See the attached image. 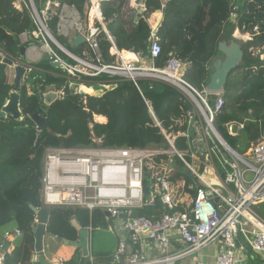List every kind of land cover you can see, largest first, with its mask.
Returning <instances> with one entry per match:
<instances>
[{
  "label": "trees",
  "instance_id": "16d2710c",
  "mask_svg": "<svg viewBox=\"0 0 264 264\" xmlns=\"http://www.w3.org/2000/svg\"><path fill=\"white\" fill-rule=\"evenodd\" d=\"M130 1L109 0L101 5L104 23L116 48L137 54L142 59L149 58L151 25L148 20L161 12L162 53L153 61L154 67L164 69L171 59H176L189 67L185 79L199 89L208 84L212 63L221 56L219 42L235 40L239 36L249 37L243 42L244 64L229 77L225 89L227 111L219 118L218 127L234 150L245 153L264 131V61L261 59L264 54V0H143L145 10L139 9L136 17L125 13ZM33 2L39 14L50 3L45 24L64 49L83 61L95 63V55L88 44L75 48L69 39L59 36L57 30L63 5L74 7L88 22L87 0ZM21 6L22 10H19L14 1L0 0V48L12 59L24 62L21 47L37 46L38 39L32 37L26 45L21 44L23 35H32L37 29L29 0L21 1ZM95 28L103 65H114L116 58L110 54L112 43L98 22ZM51 46L62 61L78 66L68 55ZM35 66L56 75L34 71L27 74L25 84L21 82V111L25 119L39 112L43 104L40 91L45 93L53 85L52 90H66L67 95L44 114L40 133L31 120L0 119V245L6 242L2 240L6 232H12V228L21 231V236L15 240L14 251L7 254L4 264H38L34 235L37 216L31 207H44L41 179L43 158L48 148H91L96 146L94 139L99 140L104 148H145L150 144L164 143L132 82L106 74L84 77L87 86L94 89L93 94L71 96L65 73L44 62ZM6 69L7 66L0 63V112L15 85L9 83ZM139 85L163 128L170 133L184 131L183 124L190 106L183 96L174 88L152 80L141 81ZM111 86L114 88L110 89ZM83 90L91 93L89 89ZM95 116H103L107 121L97 122ZM232 122L245 125L236 137L230 136L225 127ZM241 132L248 138L245 146L239 143ZM179 146L186 147L184 139H180ZM145 172L144 194L148 200L153 195L154 177L149 168ZM260 213L264 215V207ZM136 214L151 219L160 216V212L151 209ZM72 220L82 228L107 227V218L99 211L90 213L81 208H54L46 234L70 243L77 242L78 231ZM70 264H84V261L77 263L75 258Z\"/></svg>",
  "mask_w": 264,
  "mask_h": 264
},
{
  "label": "built area",
  "instance_id": "2783aa9c",
  "mask_svg": "<svg viewBox=\"0 0 264 264\" xmlns=\"http://www.w3.org/2000/svg\"><path fill=\"white\" fill-rule=\"evenodd\" d=\"M87 2L88 22L74 7L63 5L57 30L59 36L71 42L82 36L95 55V63L69 56L78 63V66H72L62 61L52 49L49 57L42 56L44 59L41 57L40 62L59 64L70 90L75 86L76 93L83 95L84 77L106 74L132 82L164 143L145 148H104L94 139L96 146L91 148H48L43 158L41 179L44 207L109 213L129 239L120 240L110 264H171L187 257L195 264H244L250 257H264V215L260 213L264 207V139L252 143L245 153L234 150L218 128L219 118L227 111L225 91L209 92L207 85L201 89L194 87L185 79L189 67L176 59H171L164 69L154 67L153 61L162 53L161 12L148 20L151 25L150 57L142 59L137 54L116 48L101 14L104 1ZM16 8L22 10L20 5ZM49 9L50 3H47L41 14L38 11L34 14L32 10L37 29L29 41L32 37L39 40L48 34L45 20ZM139 9L145 10L144 5L141 4ZM97 22L112 43L110 54L116 58L114 65H103L96 41ZM0 52L4 58H11ZM28 55L30 60L19 62L26 69L23 84L27 74L34 71L54 74L37 68L36 63L31 62L33 57ZM261 59L264 61V54ZM142 60L151 66L142 65ZM146 80L174 88L189 104L184 131L170 133L163 128L151 102L140 89L139 83ZM15 81L13 75L9 83L15 84ZM52 89L53 85L45 93L40 91L41 98L49 92L58 93L60 98L67 95L66 90ZM234 124L225 125L232 137H236L231 132ZM236 125L239 131L245 128L244 124ZM36 131L40 133L41 130L36 127ZM180 139L185 140V148L179 146ZM146 168L154 177L153 195L148 200L144 194ZM145 208L160 212V216L155 215L153 219L137 216L136 212ZM87 230L91 233L93 229ZM20 236L21 231L14 229L6 232L4 239L10 242ZM175 242L182 248L175 250L172 247ZM213 245L219 246L216 258L212 262L199 259L198 253ZM136 247L140 249L135 252ZM159 251L162 256L152 255ZM9 252L0 247V264H4Z\"/></svg>",
  "mask_w": 264,
  "mask_h": 264
},
{
  "label": "water",
  "instance_id": "95a60500",
  "mask_svg": "<svg viewBox=\"0 0 264 264\" xmlns=\"http://www.w3.org/2000/svg\"><path fill=\"white\" fill-rule=\"evenodd\" d=\"M12 1H14L15 3L19 2V0H12ZM29 3L32 10L34 11V14H36L37 10L33 0H29ZM47 36L61 52H63L64 54L70 57L74 56L62 47V45L57 41V39L51 34L49 30ZM84 43H85V39L82 36H77L73 40V46L75 48L83 45ZM218 51L221 54V56L213 61L211 66L212 69L209 77V82L206 86L207 91L209 92H224L231 73L237 70L238 68L242 67L244 64L243 44L239 40L235 39L230 41H226V40L220 41L218 45ZM25 55H26V48L21 47V56L24 57ZM0 63L13 68L16 76L14 89L10 91L8 100L0 112V119L11 118L17 122H22L24 120L26 121L31 120L37 126L41 127L44 123V118H43L44 114L47 113L49 109L52 107V105L60 99L59 94L56 92H49L44 94L43 104L41 105L39 112L34 116L25 119L21 111L22 96H21L20 84L23 80V77L26 75V69L25 67L20 65L18 61H15L10 58H4L2 55H0ZM45 64H51L52 66L57 68L60 67L59 64L54 65L51 62H45ZM27 87L29 88V85H27ZM113 88L114 86L110 87V89ZM76 91L77 88L75 86L71 87V91H70L71 96H74L76 94ZM231 132L235 136H238L240 132L239 127L236 124L232 125ZM263 136H264V132H263ZM31 208L37 216V227L35 229L34 235H35V251H36V255L39 256L38 263L51 264L44 255L45 252L44 237L47 232V228L49 226L52 210L48 207L37 209L32 206ZM107 216L110 217L111 215L107 213ZM72 225L79 233V240L78 242L69 243L65 241L64 243L66 245H71L72 247H76L77 249H80L82 256L85 260V264H89L92 260L90 255L91 233H89L87 229L82 228L77 223L76 220H72ZM9 247H10V243L7 242L3 247L4 251L7 252Z\"/></svg>",
  "mask_w": 264,
  "mask_h": 264
},
{
  "label": "crops",
  "instance_id": "0c3cea01",
  "mask_svg": "<svg viewBox=\"0 0 264 264\" xmlns=\"http://www.w3.org/2000/svg\"><path fill=\"white\" fill-rule=\"evenodd\" d=\"M103 1H109V0H103ZM142 1L143 0H131L130 5H129L130 9L128 8L126 10V12L125 11L124 12L126 14L128 13L129 16L134 17L135 14L138 12L140 5L142 4ZM17 5L21 6V2L19 1ZM21 8H22V6H21ZM90 23L92 25V22H90ZM122 52L128 53L125 50H122ZM128 54H130V53H128ZM25 58H27V57H25ZM27 59H25L26 60L25 62L28 61ZM141 64L146 65V66H151L150 63H146L145 60H142ZM49 72H51V71H49ZM6 75H7L8 80H10V78L13 75H15L14 69L7 66ZM84 87L86 89L91 90V93H87V94H90V95L93 94V92H94L93 88H90L89 86H87V84H85ZM96 118H101L100 119L101 121H97V122L104 123L107 121V119L104 118L103 116H95V119ZM145 209H149V208H145ZM96 211H99V212L105 214V216L107 218V227L89 226V227H92V229H93L91 232V239H90V255H91L92 260L89 264H110L112 261V255L114 254L120 240H122V239L129 240L128 235L122 231L120 226L115 225L111 216L108 217L106 212H103L101 210H96ZM140 211H142V210H140ZM89 227H87L85 229H88ZM11 230H14V228H12ZM78 237H79V233H78ZM17 238H19V237H16L12 241L9 242L10 243L9 254L14 251L15 240ZM2 240H4V238ZM64 242L65 241L57 239L55 236H52V235L48 236L47 234H45V237H44V247H45L44 255L48 259V261L51 264H70L72 262V260L76 258L77 263L79 261H84V264H85V260L82 256L81 250L77 249L76 247H72L71 245H66ZM6 243H7V241L4 242L2 245H0V247L1 246L4 247ZM150 247H152V246L150 245ZM172 247L175 250H178V249L182 248V245L180 243L175 242V243H173ZM134 249H135L134 251H136L140 248L136 247ZM172 251L173 250H171V252ZM218 252H219V246L213 245L211 247H208V248L200 251V253H198V257H199V259H201L203 261L212 262L216 258ZM152 255L162 256V252H160V251L154 252V253H152ZM38 257H39L38 255H36V257H35V260L37 263H38ZM171 264H195V262L192 261L191 258L187 257V258L181 259V260L174 262V263H171ZM244 264H264V257H262V256L250 257L247 259V261Z\"/></svg>",
  "mask_w": 264,
  "mask_h": 264
},
{
  "label": "rangeland",
  "instance_id": "374dc122",
  "mask_svg": "<svg viewBox=\"0 0 264 264\" xmlns=\"http://www.w3.org/2000/svg\"><path fill=\"white\" fill-rule=\"evenodd\" d=\"M18 3H16V5H17ZM130 9V8H129ZM127 15H128V13H127ZM89 25H91V23L89 24ZM29 39H30V35H23L22 37H21V44L23 43V45H26L27 44V42L29 41ZM248 39H249V37L248 36H245V37H238L237 38V40H239L242 44H243V42L245 43V42H247L248 41ZM47 44H49L48 46L49 47H47ZM51 45H54L52 42H51V40L48 38V36L47 35H45V38H42V37H40L39 38V40H38V44H37V46H31V47H27L26 49V57H27V54H29L30 55V57L32 56L33 57V61H31L32 63H39L42 59H46V58H48L49 57V55H50V53H51V47H53V46H51ZM55 46V45H54ZM56 47V46H55ZM57 48V47H56ZM58 49V48H57ZM0 50L1 51H3L1 48H0ZM59 50V49H58ZM53 51V50H52ZM254 53H255V55L257 56V52H255V51H253ZM1 53L2 52H0V55H1ZM4 53V52H3ZM6 54V53H5ZM28 55V56H29ZM40 55V56H39ZM38 56H39V58H38ZM42 56H44V58L42 57ZM25 57V56H24ZM41 57H42V59H41ZM25 59H27V58H25ZM29 59V58H28ZM27 59V60H28ZM30 60V59H29ZM26 61V60H25ZM54 67V66H53ZM56 69H60V67L59 68H57V67H55ZM61 70V69H60ZM238 74H240V72H238ZM85 88V87H84ZM88 88V87H87ZM84 91V90H83ZM85 94H87L86 92H85ZM90 95V94H89ZM250 115H252V112H250L249 113ZM264 132V131H263ZM240 134V133H239ZM264 139V136H262L260 139H258L257 140V142H259V141H262ZM247 142H248V138H247V136H245L244 135V133H242L241 132V136L239 137V143H240V146H245L246 144H247ZM256 141L254 142V143H257Z\"/></svg>",
  "mask_w": 264,
  "mask_h": 264
},
{
  "label": "clouds",
  "instance_id": "9594fccd",
  "mask_svg": "<svg viewBox=\"0 0 264 264\" xmlns=\"http://www.w3.org/2000/svg\"><path fill=\"white\" fill-rule=\"evenodd\" d=\"M20 1V0H19ZM106 25V24H105ZM106 27H107V25H106ZM85 44V43H84ZM24 47V46H23ZM27 50V49H26ZM27 53V52H26ZM25 57H26V55H25ZM25 57H24V60H25ZM10 59H12V58H10ZM14 60V59H13ZM15 61H17V60H15ZM18 62H21V61H18ZM25 62V61H24ZM23 62V63H24ZM47 65H50V64H47ZM44 100V99H43ZM30 118V117H29ZM95 119V118H94ZM37 126V125H36ZM37 127H39V126H37ZM52 210V209H51Z\"/></svg>",
  "mask_w": 264,
  "mask_h": 264
},
{
  "label": "bare ground",
  "instance_id": "6f19581e",
  "mask_svg": "<svg viewBox=\"0 0 264 264\" xmlns=\"http://www.w3.org/2000/svg\"><path fill=\"white\" fill-rule=\"evenodd\" d=\"M100 119H101V118H96L95 120H96V121H101Z\"/></svg>",
  "mask_w": 264,
  "mask_h": 264
}]
</instances>
